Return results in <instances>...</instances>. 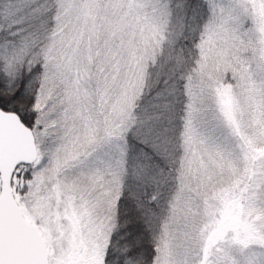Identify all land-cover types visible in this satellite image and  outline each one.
Here are the masks:
<instances>
[{"label": "snow or ice", "instance_id": "1", "mask_svg": "<svg viewBox=\"0 0 264 264\" xmlns=\"http://www.w3.org/2000/svg\"><path fill=\"white\" fill-rule=\"evenodd\" d=\"M0 264H264V0H0Z\"/></svg>", "mask_w": 264, "mask_h": 264}]
</instances>
